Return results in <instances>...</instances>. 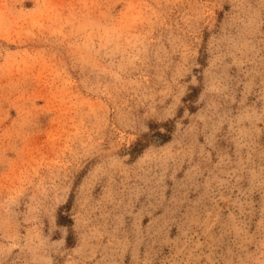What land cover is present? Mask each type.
Returning a JSON list of instances; mask_svg holds the SVG:
<instances>
[{"label":"rangeland","instance_id":"1","mask_svg":"<svg viewBox=\"0 0 264 264\" xmlns=\"http://www.w3.org/2000/svg\"><path fill=\"white\" fill-rule=\"evenodd\" d=\"M0 264H264V0H0Z\"/></svg>","mask_w":264,"mask_h":264}]
</instances>
